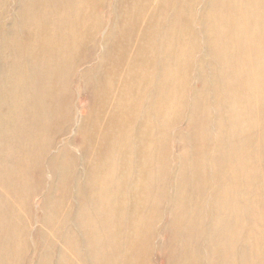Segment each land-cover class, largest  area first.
Here are the masks:
<instances>
[{
  "label": "rangeland",
  "instance_id": "rangeland-1",
  "mask_svg": "<svg viewBox=\"0 0 264 264\" xmlns=\"http://www.w3.org/2000/svg\"><path fill=\"white\" fill-rule=\"evenodd\" d=\"M95 1L88 8L81 0H0V264H62L58 256L65 252L70 229L76 232L71 236L80 264L97 262L74 224L80 221L77 211L89 213L88 191L93 187L88 154L82 152L81 123L97 85L96 66L103 61L117 20V0ZM192 2L198 8L192 11L196 38L188 42L191 51L181 60V40L172 38V55L165 56V73L177 69L178 80L165 84L156 105L151 94L150 107L138 115L150 128L151 140L140 161L150 168L145 184L149 194L133 198L127 217L135 223L145 220L146 259L139 260V246L133 252L123 242L130 220L125 222L124 211L116 213L110 203L107 216L113 225L101 228V236L119 242H103L105 264H125V251L128 264H175L173 253L180 251L184 264H193L197 195L201 204L197 223L203 231L198 257L212 255L214 248L205 249L210 232L217 240L228 233L234 259L255 246L261 253L258 264H264V90L262 103L254 96L256 80H249L248 90L242 84L240 21L233 25L237 37L219 38L212 55L199 23L212 11L211 0ZM84 13L92 16L87 23L79 20ZM73 31H83L86 42L76 65L61 67L59 58L68 54L64 37H75ZM255 50L262 59L250 68L264 75V38H259ZM231 75L235 78L219 79ZM226 85L235 90L228 93ZM44 95L50 98L42 106L39 97ZM118 156L116 150L107 153L116 165ZM132 166L128 154L125 167ZM131 180L130 172L115 176L110 188L126 195ZM52 228L58 234L49 239ZM172 230L178 231L170 242Z\"/></svg>",
  "mask_w": 264,
  "mask_h": 264
},
{
  "label": "bare ground",
  "instance_id": "bare-ground-1",
  "mask_svg": "<svg viewBox=\"0 0 264 264\" xmlns=\"http://www.w3.org/2000/svg\"><path fill=\"white\" fill-rule=\"evenodd\" d=\"M191 3L193 5L192 0H117L116 30L113 33V38H109L107 41L108 48L104 52L103 61L96 66L97 85L92 91L87 115L81 123L84 127L82 152L88 154L86 156L89 160L88 169L93 174L91 176L93 178L91 186L93 187L88 191L89 213L82 212L80 215L77 211V217H79L80 221L74 224L78 231L77 234L85 242L87 253L93 259H97L96 264L106 263L105 248L102 247L103 242L108 245L119 242V238L117 240L113 236H101V228L105 225L108 227L113 225L108 221L109 216L107 214L109 209H107V206L111 203L116 213L122 209L126 222L131 201L147 197L149 194L145 184L150 168L147 167V163L140 165V161L147 153L145 144L151 140L149 135L150 128L144 118H139L138 115L145 113L150 107L151 94H155L153 105H156L162 100L165 84L171 79L178 80L177 69H174L169 75L165 73L167 63L165 56L172 55L169 44L172 38L181 40L180 53L178 54L181 60L186 58L191 51L188 42L190 38H196L193 32L194 16L192 11L198 8V5L194 8V6L190 5ZM94 4H96L95 0H81V5L88 8L93 7ZM211 6L212 11L208 17L202 19V22L199 21L203 30V36L201 37L209 38V47L212 55H214L217 51L215 45L219 38L237 37L238 33L234 31L233 25L235 23L238 24V21H240L242 24L240 34L243 38L245 54V65L241 77L243 80L242 84L243 86L244 83L245 85L247 84L246 90H248L250 88L249 80H256L258 83L255 86L254 96L260 98V102L263 103L264 75L258 76L257 71L252 70L250 65L256 63V60L262 59V56L255 50V46L258 44L259 38H264V0H211ZM89 14H82L79 20L87 23L92 17ZM64 20L66 21V16ZM71 33L75 34V37H64L68 54H66L64 60L59 58L61 67L65 68L76 65L86 42L84 41L85 38H82L83 31L79 33L80 35L74 31ZM89 34L86 29V36H89ZM167 38L168 41L166 42ZM251 46L254 47V50H250ZM232 78L235 77L231 75L223 76L219 79L221 82H225ZM151 85L156 86L152 92H150ZM226 87L228 88V93L235 90L232 85H226ZM226 87L224 86L223 93H225ZM58 90H61L60 86H58ZM48 97L45 95L40 96L39 105L43 106ZM61 97V102H63L64 96ZM230 99L229 96L228 100ZM141 103L142 105L138 107L137 104ZM169 103H173V98H171ZM261 117L264 121V108L261 111ZM63 119L68 120L64 115ZM116 140L118 145L115 143ZM86 150H89L90 154ZM114 150L120 152V156L117 157V165L112 159L107 157V153ZM128 154L133 161L131 169L125 167ZM126 172L132 174L130 182L132 185H130L127 194L124 195L122 191L110 188V185L114 183L115 176L123 175ZM197 177L198 170L196 171L195 180ZM81 197L82 195H77L78 202H80ZM140 201L142 202L143 199ZM200 207L201 204L197 195L193 205L195 219L193 264H219L220 262H226L227 264L260 263L261 253L258 252L255 246L251 248L248 254L239 252L234 259L233 240L228 233L223 235L224 238L222 240H217L215 233L210 232L205 249L214 248L211 250L212 255L206 259L204 258V260L199 258L203 235L201 225L197 223L200 218ZM102 214H104L103 219L101 218ZM116 220L117 218L114 219V221ZM129 220L130 223L123 237V242L126 246L133 248V252L139 246L140 255L138 258L143 262L146 259L145 249L148 244L146 235L149 236L147 232H144L145 220H143V223L132 222L131 218ZM177 231H171L170 242ZM74 233L76 232L70 229L69 234H66L65 252L58 256L62 264H80L74 253V242L71 236ZM48 234L49 239L55 238L58 234L57 229H50ZM55 243L57 242L55 241ZM60 244L63 245V242ZM247 245L249 247V243ZM51 246L52 244L50 243L49 250ZM173 254L176 257L175 264L185 263L183 251H180L179 254ZM123 257L125 264H128V253L126 251Z\"/></svg>",
  "mask_w": 264,
  "mask_h": 264
}]
</instances>
